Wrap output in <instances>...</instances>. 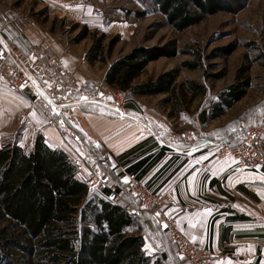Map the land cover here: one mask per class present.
<instances>
[{
	"label": "rangeland",
	"instance_id": "374dc122",
	"mask_svg": "<svg viewBox=\"0 0 264 264\" xmlns=\"http://www.w3.org/2000/svg\"><path fill=\"white\" fill-rule=\"evenodd\" d=\"M146 9L150 11L147 17H135V12ZM153 9L148 0H84L76 6H67L56 0H0V36L18 48L53 46L62 57L70 56L80 65L79 71L67 67L75 78L78 92L73 97L77 100L89 97L103 99L109 104L113 103L116 90L104 82L107 70L111 64L137 46L152 47L175 41L179 49H191L206 57L215 48L237 43V50L227 60L206 61L204 68L200 70L181 68L182 62L196 60L190 55L181 54L175 58H164L156 61L157 63H151L137 82L155 80L164 69H179L176 94L152 96L141 99V102H134L138 107L137 116L141 125H137L133 133L126 127L123 135L127 138L128 134H132L135 140L152 134L165 142L175 135L183 134L187 129H194L201 136L208 138L211 133L208 130L211 124L209 113L218 94L235 82L237 70L243 64L257 57L259 53H264V0H247L245 8L236 14L219 13L183 32L168 26L163 16ZM85 27L89 29V36L78 42V36ZM102 36L106 38L105 46L115 37L120 40L106 62L91 63L87 60V55L95 39ZM211 65H217V68ZM223 68L227 69L224 78L205 80V70L216 74ZM251 76L254 84L249 98L264 93V67L260 63L253 64ZM80 78L86 81L81 82L82 85ZM189 81L204 85L205 92L194 97L188 88ZM3 88L18 94L8 84H0V89ZM11 95L14 96L11 102L0 100V148L15 143L29 152L34 147L37 135L41 133L38 134L40 130L32 125L34 122L24 112L27 110L24 101L16 95ZM33 99L35 100V97ZM34 100L33 109L42 113L40 126L44 129L56 128L53 130L52 139L59 141V148L66 151L74 163L76 161L77 168L83 166L82 161L88 160V163H84L86 170L90 169L89 163L94 168L111 170L115 163L110 157L118 152L109 148L113 147L112 143L117 139L116 134L123 128L116 127L117 117L110 115L112 111H106L93 104L76 107L67 114L72 115L77 111V120L68 123L63 117L65 127H61L58 119L51 122L45 117L41 110L42 103H35ZM87 114L93 117H88ZM102 116L109 118V122H101ZM94 118H98L97 121L90 122V119ZM229 118L230 114L225 120ZM225 120L216 122V125ZM112 178L117 182L115 177ZM160 189L162 188L152 190ZM90 190L95 193V190ZM136 210L138 215H145L157 225L151 213L137 207ZM153 232L160 247L148 244L146 252L156 255L157 250H162L166 253L163 257L164 264H188L176 255L173 243L158 225Z\"/></svg>",
	"mask_w": 264,
	"mask_h": 264
},
{
	"label": "trees",
	"instance_id": "16d2710c",
	"mask_svg": "<svg viewBox=\"0 0 264 264\" xmlns=\"http://www.w3.org/2000/svg\"><path fill=\"white\" fill-rule=\"evenodd\" d=\"M148 1L153 10L163 16L166 24L178 32L219 13L236 14L247 4V0ZM149 13L146 9L134 15L145 18ZM88 36L89 29L85 27L77 40L80 42ZM105 40V36L95 39L87 55L89 62H106L120 39H111L107 46L104 45ZM237 48V43H232L215 48L203 57L191 49H179L175 41L152 47L137 46L110 65L104 82L112 89L132 93L135 97L175 95L179 69L166 71L155 80L142 84H136V80L151 63L160 59H171L181 54L193 56L196 60L182 62L181 68L194 71L203 69L206 61L227 60ZM30 49L23 48L26 52ZM255 63L264 67V53L243 64L237 70L235 82L218 94L211 105L210 122L224 116L248 94L253 86L251 69ZM211 66L217 68V65ZM204 74L205 80H221L227 69L223 68L216 74L205 70ZM187 84L194 97L205 92L206 87L202 84L195 81ZM134 102L130 100L124 107L134 108ZM263 104L260 103L245 118L257 115L256 120H247L241 127L260 123L264 115ZM241 127L235 128L220 142L237 145L241 140ZM145 145L142 142L117 159L127 162L130 157L144 154L147 152V149L143 150ZM148 159L145 157L135 165L139 167ZM106 171L117 179L112 169ZM76 172L77 165L68 153L51 147L41 134L29 152L15 143L0 148V264H150L151 258L144 248L147 241L152 240L149 230L156 229L155 223L145 215L130 213L120 205L112 204L107 192L92 193L76 178ZM158 227L161 228L159 224ZM173 249L178 256L175 245Z\"/></svg>",
	"mask_w": 264,
	"mask_h": 264
},
{
	"label": "crops",
	"instance_id": "0c3cea01",
	"mask_svg": "<svg viewBox=\"0 0 264 264\" xmlns=\"http://www.w3.org/2000/svg\"><path fill=\"white\" fill-rule=\"evenodd\" d=\"M63 65L75 70L80 66L70 56L63 57ZM170 70L172 69H164L162 73ZM80 79V85L81 82H86L84 78ZM139 79L136 80V84L146 82H137ZM0 90V100L11 102L14 97L11 94L20 97L27 109L24 111L27 117H30L34 122L32 125L40 130L38 134L41 133L51 147H60L59 141L52 139L53 130L56 128L44 129L40 126L42 113L33 109L34 97L31 94L16 91L17 94L5 88ZM252 90L253 86L248 94L224 116L211 122L208 128L211 132L209 137L205 138L206 136L203 135L201 136L203 141L196 143L178 140L177 135L165 142L152 134L135 140L132 134H128V139L124 138L126 127L133 133L136 131L134 128L140 124L137 116L138 107L135 104L134 108L124 107L121 113L110 114L112 117H117L116 127H123L116 134L117 139L113 141V147L109 148L113 152H118L110 157L115 163L111 169L115 172L117 181L123 184L134 178L147 184L150 189L171 190L174 203L167 207L168 213L177 217L180 230L189 240L213 250L214 264H264V164L257 170H248L231 156L220 157L215 150L208 147L213 142L223 141L238 126H245L247 120L249 122L256 120L257 115L247 120L245 118L264 101V93L253 96L254 99L249 98ZM144 98L147 97H136L135 102H141L140 100ZM77 113L75 111L72 115L67 114L63 116V120L73 123L77 120ZM106 113L109 115L108 112ZM228 114L230 118L225 120ZM88 115L93 117L91 114ZM97 119H90V122ZM108 119L104 116L100 117L101 122H109ZM221 120L225 121L216 125V122ZM90 126L92 128L93 124ZM142 142L146 144L143 147V150L147 149L146 153L130 157L127 162L117 159ZM145 157H149L147 162L139 167L135 165ZM156 224L158 225L157 221ZM149 231L152 240L147 241L145 248L148 244L160 247L153 230ZM165 254L162 250H157L156 255L146 252L151 258L150 264H158L159 261L164 264Z\"/></svg>",
	"mask_w": 264,
	"mask_h": 264
},
{
	"label": "built area",
	"instance_id": "2783aa9c",
	"mask_svg": "<svg viewBox=\"0 0 264 264\" xmlns=\"http://www.w3.org/2000/svg\"><path fill=\"white\" fill-rule=\"evenodd\" d=\"M67 6H76L84 0H56ZM0 84H8L13 90L31 94L35 103H42V112L51 122L58 119L62 127L63 116L76 107L93 104L106 111L121 113L125 104L134 100L132 93L116 90L113 103L103 99L87 98L77 100L75 78L63 65L61 53L53 46H33L29 52L12 46L0 36ZM51 101V103H50ZM240 142L231 146L225 142H213L208 145L217 155L231 156L237 163L248 170H257L264 164V115L260 123L252 127H241ZM187 143L201 142L203 139L197 130L188 129L176 136ZM88 161V160H87ZM82 161L77 168L76 178L90 189L107 192L108 200L120 205L130 213L142 209L151 213L162 230L169 236L177 249L178 256L188 264H214L215 253L208 246L192 242L179 227L177 217L167 211L174 203L171 190L150 189L145 183L131 178L123 182H115L113 176L100 167L84 168L88 162ZM139 207V208H138ZM167 225V227H164Z\"/></svg>",
	"mask_w": 264,
	"mask_h": 264
},
{
	"label": "snow or ice",
	"instance_id": "6c2138e0",
	"mask_svg": "<svg viewBox=\"0 0 264 264\" xmlns=\"http://www.w3.org/2000/svg\"><path fill=\"white\" fill-rule=\"evenodd\" d=\"M84 99H86V98H84ZM50 103H51V101H50ZM164 227H167V225H165Z\"/></svg>",
	"mask_w": 264,
	"mask_h": 264
}]
</instances>
